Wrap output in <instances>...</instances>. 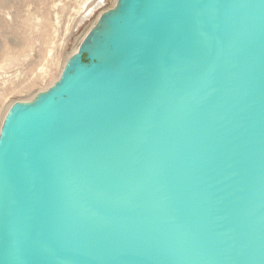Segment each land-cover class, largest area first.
Segmentation results:
<instances>
[{
  "label": "water",
  "instance_id": "95a60500",
  "mask_svg": "<svg viewBox=\"0 0 264 264\" xmlns=\"http://www.w3.org/2000/svg\"><path fill=\"white\" fill-rule=\"evenodd\" d=\"M0 264H264V0H116L0 125Z\"/></svg>",
  "mask_w": 264,
  "mask_h": 264
},
{
  "label": "rangeland",
  "instance_id": "374dc122",
  "mask_svg": "<svg viewBox=\"0 0 264 264\" xmlns=\"http://www.w3.org/2000/svg\"><path fill=\"white\" fill-rule=\"evenodd\" d=\"M115 1L0 0V125L13 102L31 100L58 78L99 14Z\"/></svg>",
  "mask_w": 264,
  "mask_h": 264
},
{
  "label": "bare ground",
  "instance_id": "6f19581e",
  "mask_svg": "<svg viewBox=\"0 0 264 264\" xmlns=\"http://www.w3.org/2000/svg\"><path fill=\"white\" fill-rule=\"evenodd\" d=\"M90 15V14H89ZM88 17V16H87ZM84 18V17H83ZM85 18H86V15H85Z\"/></svg>",
  "mask_w": 264,
  "mask_h": 264
}]
</instances>
